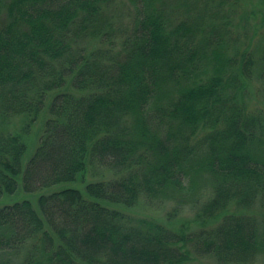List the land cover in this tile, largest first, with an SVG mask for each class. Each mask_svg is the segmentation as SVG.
<instances>
[{
  "label": "trees",
  "instance_id": "16d2710c",
  "mask_svg": "<svg viewBox=\"0 0 264 264\" xmlns=\"http://www.w3.org/2000/svg\"><path fill=\"white\" fill-rule=\"evenodd\" d=\"M260 3L242 49L241 0H131L121 27L116 0H0V198L37 196L0 207V264L264 258V107L245 96L256 81L264 99ZM16 117L44 119L28 157ZM140 200L170 219L191 200L201 225L120 209Z\"/></svg>",
  "mask_w": 264,
  "mask_h": 264
},
{
  "label": "rangeland",
  "instance_id": "374dc122",
  "mask_svg": "<svg viewBox=\"0 0 264 264\" xmlns=\"http://www.w3.org/2000/svg\"><path fill=\"white\" fill-rule=\"evenodd\" d=\"M118 1V4H123L124 7L121 9H118L113 14V19L115 20L116 26H124L128 21L131 22V16L129 17L128 10L131 9V0H116ZM262 0H241V6L238 7L239 10H237V13L235 15V25L233 23V33L236 36H240V42L239 47L244 49L245 46L249 48H256L260 42H257L258 36L260 35V30L258 27V22L253 19V16L249 15V12L254 10V7H260ZM242 9V10H241ZM242 12V15H241ZM249 15L251 24H247L246 22L249 21V19H245L246 16ZM239 27V28H238ZM245 32L247 35H245ZM238 34V35H237ZM242 40V41H241ZM93 45H99L98 43H92ZM249 93L248 90L245 92V96H248L252 99L250 106V109H253L255 105V109L261 110L260 107L263 109L264 107V99L261 97V94H258V83L256 81L249 82ZM261 92V91H260ZM240 93V92H239ZM242 97H244L242 95ZM44 119L41 117L40 120L36 123V125L31 126L29 129L26 128V120L23 117H16L13 118L11 122V129L15 131H19L23 134V136L26 138V141L28 142L30 149L26 152V157H28L31 152L33 153L35 146L32 145V143H38V140L40 138L42 133V127H43ZM34 146V147H33ZM88 177L86 180L91 181L95 178H100L101 176L95 177L93 174V170L89 169L87 174ZM105 177H107V174L105 173ZM74 185V184H73ZM22 183L20 182V187L18 188V191L15 192L12 195H6L2 199L0 198V207L6 204L14 203L15 201H20L23 198H29L32 199L34 206L37 208V196L33 194H26L24 193ZM210 189L209 185H206V189ZM199 195L204 192V187L200 186L199 188ZM172 205L175 204L173 202L168 203L166 205H160L158 204H150L147 203L145 200H140L136 206L131 208H123L120 207L121 210H123L125 213L129 214L131 219H138V218H154L157 219L159 222L167 225L168 227H173L175 230L181 231H189L193 230L195 227H198L201 225L199 222V219L196 217L197 208H192V201L188 200L186 204L183 206L182 210L176 215L175 218L170 219L169 218V212L172 209ZM254 212V211H252ZM257 212V211H255ZM189 260L185 262L184 264H218L216 261L209 257L199 256L195 254L194 252H191L189 255ZM18 260L15 259V262ZM256 264H264V258L261 256L259 257Z\"/></svg>",
  "mask_w": 264,
  "mask_h": 264
}]
</instances>
